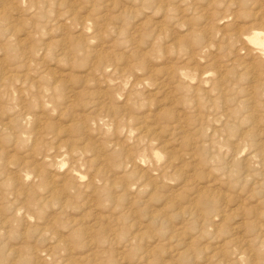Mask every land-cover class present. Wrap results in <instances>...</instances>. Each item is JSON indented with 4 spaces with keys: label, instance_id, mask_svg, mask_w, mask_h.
<instances>
[{
    "label": "rangeland",
    "instance_id": "rangeland-1",
    "mask_svg": "<svg viewBox=\"0 0 264 264\" xmlns=\"http://www.w3.org/2000/svg\"><path fill=\"white\" fill-rule=\"evenodd\" d=\"M255 33L264 0H0V264H264Z\"/></svg>",
    "mask_w": 264,
    "mask_h": 264
},
{
    "label": "bare ground",
    "instance_id": "bare-ground-1",
    "mask_svg": "<svg viewBox=\"0 0 264 264\" xmlns=\"http://www.w3.org/2000/svg\"><path fill=\"white\" fill-rule=\"evenodd\" d=\"M262 39V40H261ZM253 45L264 47V35L261 37L260 34L255 33L253 38L249 40ZM246 47V46H245ZM259 49V48H257Z\"/></svg>",
    "mask_w": 264,
    "mask_h": 264
}]
</instances>
